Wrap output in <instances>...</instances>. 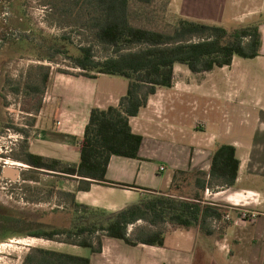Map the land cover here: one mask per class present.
Listing matches in <instances>:
<instances>
[{"label":"crops","instance_id":"obj_1","mask_svg":"<svg viewBox=\"0 0 264 264\" xmlns=\"http://www.w3.org/2000/svg\"><path fill=\"white\" fill-rule=\"evenodd\" d=\"M194 1V6L201 5L202 0ZM205 3L208 20L201 17L197 21L206 24L216 25L213 23L227 16L242 24L264 19V0ZM260 30V56L235 57L231 66L204 75L177 64L173 87L158 88L147 107L130 119L133 132L143 138L139 159L113 156L106 179L136 187L101 183L82 192L78 180L63 176L64 190L75 194L78 203L117 213L138 203L149 191L167 193L177 170L209 172L217 145L234 146L240 161L235 186L207 189L204 196L206 203L224 213L222 221L213 222V235L206 236L198 228L181 230L168 225L167 234L179 233L180 237L169 246L165 234L162 248L129 246L105 238L102 252L91 255V264H264V216L255 222L241 218L242 210L264 214V21ZM114 78L51 73L36 117L37 132L29 139L30 152L78 163L79 143L92 110L118 106L128 92L124 88L115 91ZM52 117L53 123L45 128L46 118ZM10 168H3L1 176L14 180L6 173Z\"/></svg>","mask_w":264,"mask_h":264},{"label":"trees","instance_id":"obj_2","mask_svg":"<svg viewBox=\"0 0 264 264\" xmlns=\"http://www.w3.org/2000/svg\"><path fill=\"white\" fill-rule=\"evenodd\" d=\"M131 5L132 0L76 1L96 42L110 53L106 58H97L94 47L81 46L78 55L69 57L73 67L81 70L80 75L86 78L118 76L129 82L128 92L118 106L92 110L85 135L79 143V162L32 154L29 143L23 147L22 163L37 171L74 178L82 192H89L94 184L101 183L136 187L107 181L110 160L113 156L139 159L143 138L133 132L130 119L147 107L149 98L158 88L173 87L177 64L186 66L193 74L204 75L215 68L231 66L235 57L255 59L261 53V22L240 25L230 31L181 17L171 30H152L132 23ZM49 76L43 79L45 90ZM30 90L41 91L37 87ZM239 172L236 148L218 144L209 172L177 170L167 193L149 191L138 203L117 213L84 206L76 201L75 194L62 192L61 196L71 201L73 224L38 229L27 237L80 246L96 254L102 252L105 238L117 239L129 246L162 248L167 225L181 230L198 228L201 233L211 236L213 222L222 221L224 213L205 202V193L217 186H235ZM22 264H91V260L36 247L30 249Z\"/></svg>","mask_w":264,"mask_h":264},{"label":"rangeland","instance_id":"obj_3","mask_svg":"<svg viewBox=\"0 0 264 264\" xmlns=\"http://www.w3.org/2000/svg\"><path fill=\"white\" fill-rule=\"evenodd\" d=\"M76 1L0 0V175L4 166L18 172L15 181L0 178V264H22L30 249L36 247L83 258L92 255L80 246L27 237L38 229L69 227L74 219L71 201L60 194L66 192L64 177L37 171L20 161L24 145L37 132L34 127L43 106L44 77L61 71L80 75L82 71L73 67L69 57L78 55L81 46L94 47L97 58L110 53L96 42ZM194 2L132 0L131 21L147 29L168 31L181 17L208 20L207 0L200 6ZM222 20L213 24L230 31L249 23L232 21L229 16ZM260 21L264 19L253 22ZM114 79L115 91H128V80ZM103 86L109 88L107 83ZM32 87L41 91L32 92ZM52 120L46 118L45 128ZM13 163L25 167L11 166ZM169 228L167 225V231ZM179 237V233L166 234L168 245H174Z\"/></svg>","mask_w":264,"mask_h":264},{"label":"built area","instance_id":"obj_4","mask_svg":"<svg viewBox=\"0 0 264 264\" xmlns=\"http://www.w3.org/2000/svg\"><path fill=\"white\" fill-rule=\"evenodd\" d=\"M11 165L13 166V165H16V164L13 163V164H11ZM16 166H19V165H16ZM164 171H165V169L162 168V169H161V172H164ZM241 216H242L241 218H242L243 220H245V221L255 222V221L258 220L259 217L264 216V214L262 215V214H258V213H256V212H251V211H249V210H242V211H241ZM225 219H226V220H229L228 216H226Z\"/></svg>","mask_w":264,"mask_h":264},{"label":"water","instance_id":"obj_5","mask_svg":"<svg viewBox=\"0 0 264 264\" xmlns=\"http://www.w3.org/2000/svg\"><path fill=\"white\" fill-rule=\"evenodd\" d=\"M7 175L11 176L13 179L17 178L18 172L12 169H6Z\"/></svg>","mask_w":264,"mask_h":264},{"label":"flooded vegetation","instance_id":"obj_6","mask_svg":"<svg viewBox=\"0 0 264 264\" xmlns=\"http://www.w3.org/2000/svg\"><path fill=\"white\" fill-rule=\"evenodd\" d=\"M5 165L8 166L9 163H5ZM11 166H12V165H11ZM3 168H5V166H4ZM1 173H2V170H1ZM0 178H1V179H7V180H9V181H15V180H12V179H8V178H6V177H3V176H1V175H0Z\"/></svg>","mask_w":264,"mask_h":264},{"label":"bare ground","instance_id":"obj_7","mask_svg":"<svg viewBox=\"0 0 264 264\" xmlns=\"http://www.w3.org/2000/svg\"><path fill=\"white\" fill-rule=\"evenodd\" d=\"M16 164V163H15ZM20 166H24V165H22V164H19ZM25 167V166H24Z\"/></svg>","mask_w":264,"mask_h":264}]
</instances>
